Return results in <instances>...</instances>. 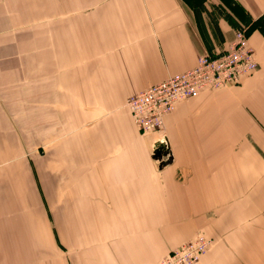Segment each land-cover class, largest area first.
Segmentation results:
<instances>
[{
  "label": "crops",
  "instance_id": "obj_1",
  "mask_svg": "<svg viewBox=\"0 0 264 264\" xmlns=\"http://www.w3.org/2000/svg\"><path fill=\"white\" fill-rule=\"evenodd\" d=\"M241 29L256 69L140 133L125 99ZM13 69L68 121L39 136L72 143L50 145L67 184L50 200L0 147V264H58L60 245L67 264H158L196 235L211 244L194 264H264V0H0V89Z\"/></svg>",
  "mask_w": 264,
  "mask_h": 264
},
{
  "label": "built area",
  "instance_id": "obj_2",
  "mask_svg": "<svg viewBox=\"0 0 264 264\" xmlns=\"http://www.w3.org/2000/svg\"><path fill=\"white\" fill-rule=\"evenodd\" d=\"M256 66L244 30H237L224 52L198 55L193 67L129 95L124 106L140 133L160 132L164 117L174 109L176 103L194 98L203 91L234 85L241 77L252 73ZM210 244V239L196 235L169 251L158 264H194Z\"/></svg>",
  "mask_w": 264,
  "mask_h": 264
},
{
  "label": "rangeland",
  "instance_id": "obj_3",
  "mask_svg": "<svg viewBox=\"0 0 264 264\" xmlns=\"http://www.w3.org/2000/svg\"><path fill=\"white\" fill-rule=\"evenodd\" d=\"M16 64H13V67H16ZM29 73L32 75L34 71H29ZM19 74L18 69H13L14 82L12 87L0 89V147L6 149L4 152L6 155L13 157L9 160H28V173H31L39 190L42 186L44 195L50 200L55 191L67 190V184L61 183L58 185L52 175L53 162H57L56 167L59 164L61 165L62 162L58 161L57 155L52 156L50 145L53 142L65 145L71 144L72 142L69 141L71 135L41 137L38 134L41 129L36 126H43V132L50 129L52 124L57 128L59 127L60 130H65L64 125L68 121L62 118L59 121L53 119L51 107L54 104L47 101H44L43 104L42 102H36L35 77L28 79L27 88H24L19 86ZM41 94L40 92V96ZM46 139L52 140L47 142ZM42 159H44V162ZM37 166L40 168H37ZM36 170H39V174H36ZM35 189H37L36 186ZM35 189H29V192L35 191ZM48 222L51 223L50 216ZM53 249L58 251L61 259V262L58 260V264H67V254L71 252V249L61 245L60 247L55 246ZM51 259L50 257L45 264H55L52 263Z\"/></svg>",
  "mask_w": 264,
  "mask_h": 264
},
{
  "label": "water",
  "instance_id": "obj_4",
  "mask_svg": "<svg viewBox=\"0 0 264 264\" xmlns=\"http://www.w3.org/2000/svg\"><path fill=\"white\" fill-rule=\"evenodd\" d=\"M168 154V149L165 145L164 140L163 141H156L153 144L152 149V158L153 159H160L162 156H166ZM165 160H163L164 162Z\"/></svg>",
  "mask_w": 264,
  "mask_h": 264
},
{
  "label": "bare ground",
  "instance_id": "obj_5",
  "mask_svg": "<svg viewBox=\"0 0 264 264\" xmlns=\"http://www.w3.org/2000/svg\"><path fill=\"white\" fill-rule=\"evenodd\" d=\"M159 141H163V140H159Z\"/></svg>",
  "mask_w": 264,
  "mask_h": 264
}]
</instances>
